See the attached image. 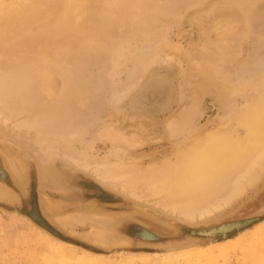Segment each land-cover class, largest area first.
Instances as JSON below:
<instances>
[{"label":"rangeland","instance_id":"374dc122","mask_svg":"<svg viewBox=\"0 0 264 264\" xmlns=\"http://www.w3.org/2000/svg\"><path fill=\"white\" fill-rule=\"evenodd\" d=\"M0 15L9 19L0 28V111L11 115L8 123L0 122V169L5 173L0 178H6L0 179V191L9 195L5 199L0 192V264H264L263 171L241 195L220 191L210 202L213 210L190 221L123 194L66 157L69 149H78L99 160L159 163L171 157L176 140L191 129L218 127L214 123L241 102L239 93L229 106L214 99L215 75L238 85L264 68V0H0ZM159 73L173 78L177 102L164 113L152 109L159 115L154 120L134 121V93ZM150 94L149 100L154 98ZM192 105H198L196 110ZM190 108L198 120L179 138L168 137L165 120H179ZM12 122L30 124L31 138L15 134ZM107 130L120 140L104 136ZM35 135L55 142L49 140L48 146ZM133 135L147 142L131 147ZM39 162L50 166V176L38 175ZM32 193L39 196L37 207L49 226L77 244L29 217ZM256 216L259 222L228 238L240 244L223 252L215 246L228 244L227 239L184 233L188 227L210 229ZM61 218L73 220L63 226ZM112 220L118 223L114 229ZM136 225L148 226L153 239L141 238ZM98 228L105 231L103 238L95 236ZM199 248L212 250L210 259Z\"/></svg>","mask_w":264,"mask_h":264},{"label":"bare ground","instance_id":"6f19581e","mask_svg":"<svg viewBox=\"0 0 264 264\" xmlns=\"http://www.w3.org/2000/svg\"><path fill=\"white\" fill-rule=\"evenodd\" d=\"M3 16L4 15L0 17V28L2 29L3 27H5L6 25L5 23H7V20L9 22V19L6 17L4 18ZM6 16H7V13H6ZM4 19H7V20H5L6 21L5 23H2ZM7 24L9 25V23ZM13 27L14 26H12V28ZM216 68L218 67L216 66ZM219 71L220 70H218V72ZM6 73L8 74V72ZM29 79L30 78H28V80ZM152 79L147 81L144 85H142L134 93L132 97L131 104H132V107L136 109L134 112V117L131 118L134 121L137 118L140 119L141 123L145 122L146 118L154 120L156 119L155 117L158 118L159 115L153 112L152 109L158 108V110L161 109L162 113H164L165 111H168L170 109L172 110L171 108L172 105L174 104V102H177L178 100L179 92H178L177 86L173 78L171 77V75L167 73H162V74L159 73V74L153 75ZM21 80L23 81V79ZM231 80H232L231 78L228 79L227 77H225L224 74L223 75L217 74V76L215 75L214 81L216 83L214 82V84H215L216 89H214V87L213 89L216 90L218 95H217V98H214V99H218V101H220L223 104L226 103L227 105L228 104L230 105L232 98L234 96L239 97V95H235L236 93L237 94L239 93L240 94L239 99H240L241 105L235 110L230 111L228 114H226L227 116L223 120H219L218 122H215L214 124L219 125L218 127L207 129V130H202L201 128H198V129L193 128L194 130L191 129L192 132L188 136L186 137L183 136L178 141L176 140V142L174 143L176 147L173 150L170 158H166L165 160H162L159 163L150 162L148 164L146 163L143 164V162L139 163V161L141 162L143 161V159H139V160L135 159L132 162V164L131 163L128 164L126 162H123L122 160H119V161L114 160V158H113L114 161H111L108 158H106L108 160H104V159L99 160L93 157L92 155H88L89 153L88 154L85 153L84 150H81L83 151V153L80 151H77L78 149L76 150L69 149V153L66 151L68 153L66 157H68L67 159L71 161L73 164H75L77 167L83 168L85 170H90V171L92 170L93 174L99 180H101L102 182L106 184H109L114 189L121 191L123 194L130 196L131 198L137 201H146L149 204L153 203L156 206H159L164 212L169 213L171 215L177 214L180 218L182 217L183 220L193 221V219H195V217L197 216H199L198 218L200 217L202 218V216L207 215V213L209 214V212L211 211L212 208L210 207L211 205L210 202L213 201L212 200L213 196L218 194L220 191H229L235 195H241L242 193H244L246 187L251 186L255 182L257 178L256 173H258L257 171L261 170L264 172V68L259 73H257L256 76H252V77L240 80V83H238V85H236L237 84L235 83L236 81L234 82L233 80L232 81ZM3 82H1V84H3ZM4 90H5V87H4ZM11 90L14 91V89H11ZM148 92L151 93L150 95H153L152 96L154 97L153 99L149 100L146 97V93L148 94ZM2 95H5V94H2ZM26 95L27 93L25 94V96ZM165 95L167 96L165 97ZM155 96L157 97L155 98ZM163 97L167 98L165 99L166 102H163V101L159 102V100L157 101V98L163 100ZM236 97H234L233 100L237 101ZM3 98L5 99V97ZM7 100L8 99H5L4 101L7 102ZM235 101H232V103L233 102L235 103ZM12 102L10 101V103ZM18 103H20V101H18ZM5 104H8V103H5ZM193 104H198V103H193ZM193 106L195 107V105H192V108ZM197 106L195 108H197ZM183 112L184 114L182 115L181 113L182 117L180 116L179 120L174 119V118L170 119V117L165 120L164 131L168 137H171V138L178 137L179 138V136L184 135L185 130L188 129V127L192 126V123L195 121V119H197L195 117L196 113H194L191 110V108L190 110L183 111ZM13 115L15 116V113L12 114V117ZM31 115L32 114H29L27 115V117ZM172 115L174 114L172 113ZM10 116L11 115H9L8 117L7 114L4 115L3 112L0 111V122L2 120L3 122L6 123L7 120H10L9 119ZM23 118H24V114H23ZM32 123H35V121L31 122L30 124ZM37 123L38 122H36V124ZM30 124L12 122L10 127H11V130L15 134H18L19 137L21 136V134H25L22 137H26L27 134L29 133V129L31 131V128H32ZM33 126L35 128V125ZM107 132L109 131L107 130ZM107 132L104 136H107L112 141L116 139V138L114 139V134L110 132L107 133ZM38 133L37 135H39ZM117 134L118 133H116V137H117ZM133 136L135 137L136 135H133ZM134 137H132L133 143L131 142L132 138L129 139V141L131 140L130 142L132 143L131 144L132 146L130 145L131 147H142L147 142L146 141L147 139H144L140 136L139 137L136 136V140L134 141ZM34 138H36L41 143L47 142V145H48L49 140L53 141V139H49V137L47 138V136L38 137L35 135ZM159 138L160 137L158 136L157 139ZM57 140L58 139L56 138V141ZM116 140L119 141L120 139H116ZM129 141L128 143L130 144ZM54 142L55 141H53V143ZM49 143L51 144V142ZM54 147L55 146H53V148ZM55 148L54 149L57 150V147ZM16 161L18 164L21 165V167L23 166L22 169L24 171L27 170L26 166L24 165L25 163L22 160L16 159ZM38 164H37L39 167L38 173H40L38 175L42 174L44 176L46 174L45 176L48 177L47 174L49 176L52 174V169L50 168L49 165L41 164L40 162ZM4 175L5 173H3L2 169H0V177L3 178ZM50 178L51 177H49L47 180H50ZM52 179L54 180V183L59 182V184H62L61 181H58V178H52ZM62 180H63V183H65V178H63ZM7 193H9V191ZM37 196H36V193L31 194V201H32L31 204L34 206L33 213L37 212L39 216L42 219H44L43 216H41L39 209L37 207L38 206ZM99 197H100L99 199H102L101 198L102 196H99ZM4 198L9 199V195L7 196L6 194ZM9 201H12V200H9ZM68 219L70 220L71 218H66V219L61 218V220L60 219H57V220L63 223L62 225L64 226L65 225L64 222ZM47 220H45V222H47ZM72 220L73 219H71L70 221ZM76 220H79V219H76ZM108 220H105V221L108 222ZM112 224H113L111 225L112 229H114V227L118 225V223L117 222L115 223L114 221L112 222ZM224 225H225L223 227L224 232L228 231L229 229H232L233 227L238 226V224L233 226V223L232 224L228 223ZM136 227L138 228V229L136 228V230L138 231V235L141 236V238L144 237V238L153 239L152 236L148 234L150 232L145 229L148 226L143 225L144 227L143 228L142 225H136ZM112 229H109V230L112 231ZM97 231L99 232H97L95 236L97 238H103L105 231H103L100 228H98ZM135 236L137 235L135 234ZM229 241L231 240L229 239L227 241L228 244L226 245H219L215 247L223 252L229 247H232L235 245L237 246L240 244V241L236 242L235 244ZM215 245H218V243H215ZM249 245L256 246L253 242L250 243ZM198 250H199V253H201V256L203 258L207 260L210 259L209 257L212 254V250H206L202 248H199ZM198 250L196 249L195 251H198ZM64 255L63 257L66 258L67 256H64Z\"/></svg>","mask_w":264,"mask_h":264},{"label":"water","instance_id":"95a60500","mask_svg":"<svg viewBox=\"0 0 264 264\" xmlns=\"http://www.w3.org/2000/svg\"><path fill=\"white\" fill-rule=\"evenodd\" d=\"M5 177H7V176H5ZM1 180L6 181V178L1 179ZM0 199H3V197H0ZM29 217L35 223H37L40 227L49 231L50 233H52L54 236L58 237L59 239H62L68 243L77 244V242L75 240L63 237L59 231L55 230L52 226H49V224L47 222H45V220L42 219L37 212L36 213H33V211L29 212ZM259 221H260V217L256 216L254 218H249V219H244V220L234 221V222H228L230 224L233 223V226H235L236 224H238V226L233 227L232 229H229L228 231H225V232L223 230L225 223H223V224H220V225L213 227V228H210V229L196 230L192 227H188V228L184 229V233L187 235H190V236H194V237H205V238L213 239L214 241H219L220 239H228L231 235H234L235 233H239L245 229H248L249 227L253 226L254 224H256ZM158 239H159V237L154 238V240H158ZM90 250L91 251H97L94 248H90Z\"/></svg>","mask_w":264,"mask_h":264}]
</instances>
